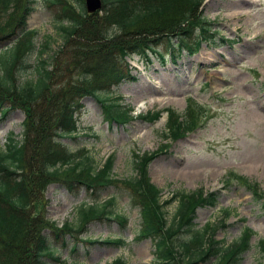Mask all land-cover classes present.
<instances>
[{
  "label": "trees",
  "instance_id": "trees-1",
  "mask_svg": "<svg viewBox=\"0 0 264 264\" xmlns=\"http://www.w3.org/2000/svg\"><path fill=\"white\" fill-rule=\"evenodd\" d=\"M45 2L50 7L61 8L55 18L66 48L72 46L79 33L85 34V41L75 44L77 54L72 64L78 71L77 78L55 85L54 78L59 75L57 54L61 50L53 51L49 60L30 63L36 52L44 56L50 49L47 40L38 50L37 32L27 30L32 0H0V46L13 41L0 50V110L11 101L26 112L25 139L17 140L11 134L5 147L0 149V264H79L58 256L50 248L44 231L66 246L68 238L77 241L91 222L113 215L107 209V205L116 203L112 197L102 207L82 204L77 210V222H65L59 227L46 217L39 195V191L43 194L46 185L53 183L68 189L84 188L92 194L122 184L131 206L140 211L137 238L152 239L156 264H242L244 254L252 248L255 231L244 228L237 241L226 245L216 239V234L227 227L229 210H224L226 216L219 223L209 221L201 228L195 223L199 208L217 204V193L202 189L178 191L163 200L164 191L152 183L150 165L168 151L169 144H162L151 153L135 155V176L117 180L113 176L114 156L98 170L91 156L79 160L78 153L61 142L77 138L78 117L84 109L82 100L87 96H93L103 105L105 120L109 123L122 125L131 121V110L122 106L119 99L109 96L113 87L129 77L125 60L134 54L148 57L149 52L163 57L158 50L162 45L170 47L172 54L184 48L198 51L210 29L201 10L202 0H103L102 14L94 16L87 15L84 0ZM87 57L92 62L86 64L88 67H80L77 62ZM32 68L35 70L32 78L18 79L19 73ZM105 92L110 94L101 96ZM10 109H5L4 115ZM167 112L165 141H177L198 128L200 110L195 107L189 106L184 114L173 109ZM161 113H149L145 117L154 121ZM246 181L243 183L248 184ZM249 186L264 204V194L258 186ZM174 201L177 207L168 219L167 208ZM115 217L122 223L127 222L125 216L116 214ZM101 243L121 245L124 240ZM258 244L264 258V240ZM77 245L74 244L71 252L77 251ZM112 264L127 262L117 258Z\"/></svg>",
  "mask_w": 264,
  "mask_h": 264
},
{
  "label": "rangeland",
  "instance_id": "rangeland-1",
  "mask_svg": "<svg viewBox=\"0 0 264 264\" xmlns=\"http://www.w3.org/2000/svg\"><path fill=\"white\" fill-rule=\"evenodd\" d=\"M32 1L27 29L38 32L35 39L38 50L47 40L50 49L44 56L36 52L30 63L49 60L53 51L61 50L56 61L59 75L54 82L59 86L65 81L71 82L78 76L72 64L77 54L75 44L84 43L85 34H77L72 46L66 48L55 18L61 8L50 7L41 0ZM226 1L202 0L201 10L211 31L198 52L193 54L194 51L184 49L173 52L174 57L172 49L163 45L159 48L163 57L150 54L148 60L138 56L127 60L131 70L129 78L110 92L121 97L123 106L132 108L134 118L130 123H108L102 104L89 96L82 100L84 109L78 117L77 139L61 142L78 153L79 160L91 156L97 169L114 155V178L125 180L135 175V154L155 151L163 144L167 114L155 121L142 116L167 108L183 113L188 105L200 110V127L176 142L168 141L171 144L169 151L151 164L152 180L164 190V200L178 191L203 189L217 193V204L198 209L195 223L199 228L209 221L219 223L226 216L224 210H230L232 214L226 221L227 227L217 232L216 239L229 245L238 240L245 227L252 228L257 235L252 239L251 250L244 254L242 264H258L264 263L258 248V243L264 240V204L257 200L249 185H258L264 194V119L257 114L264 113V0H246L251 12L242 21L234 20L232 29H226L221 22V13L229 6ZM74 4L80 7L75 1ZM203 53L212 55L206 63L198 60ZM91 62L87 57L77 64L88 67L86 64ZM34 74L32 68L19 73L18 79L24 81ZM160 81L167 83L160 86L163 93L167 94L168 84L178 85L179 91L166 95L148 90L150 82L154 85ZM110 92L101 96H108ZM9 108V113L4 115L3 111ZM25 117L22 108H17L11 101L5 103L4 109L0 110V149L5 147L11 134L17 140L25 139ZM245 179L248 184L243 183ZM39 195L46 217L59 227L65 222L75 224L76 210L83 203L105 206L110 198L116 199L115 204L107 207L113 215L91 222L77 241L68 238L69 245L57 242L52 234L44 231L50 248L69 263L110 264L116 258H123L127 264H156L151 239H137L141 225L139 209L129 204L128 193L122 184L92 194L84 188L68 189L53 183L46 185L43 194L39 191ZM176 207L177 202H173L167 208L168 219ZM116 214L125 216L127 222L116 219ZM119 238L124 244L101 243ZM74 244H78L75 253L71 252Z\"/></svg>",
  "mask_w": 264,
  "mask_h": 264
},
{
  "label": "bare ground",
  "instance_id": "bare-ground-1",
  "mask_svg": "<svg viewBox=\"0 0 264 264\" xmlns=\"http://www.w3.org/2000/svg\"><path fill=\"white\" fill-rule=\"evenodd\" d=\"M226 2H228L229 6L228 8L221 13L222 14V24L224 26H226L227 28H230L232 26V23L234 20L236 21H242L246 16H249L250 12H251V8L249 5H247V1L246 0H227ZM232 29V27H231ZM212 58V55L209 53H203V56H201L198 60L201 62H207ZM228 65H230L228 63ZM226 72L228 73V69H226ZM245 79H242V81H244ZM183 82H185L184 79H182ZM160 84V85H159ZM161 84H165L167 85V83H163V82H159L157 84H152L150 82L149 84V88L148 90L150 91L153 90L156 93L159 94H166V92H162L160 89ZM181 84V82H180ZM176 86V87H175ZM146 86H142V89H146ZM249 87V86H248ZM167 94L166 95H170V94H176L179 91L178 85H171L168 84L167 88ZM149 98V97H148ZM161 102H165L164 100H161ZM258 117L264 119V113L263 112H258ZM41 203L43 204V200L41 201Z\"/></svg>",
  "mask_w": 264,
  "mask_h": 264
},
{
  "label": "water",
  "instance_id": "water-1",
  "mask_svg": "<svg viewBox=\"0 0 264 264\" xmlns=\"http://www.w3.org/2000/svg\"><path fill=\"white\" fill-rule=\"evenodd\" d=\"M86 8L89 15H93L102 8V0H86Z\"/></svg>",
  "mask_w": 264,
  "mask_h": 264
}]
</instances>
